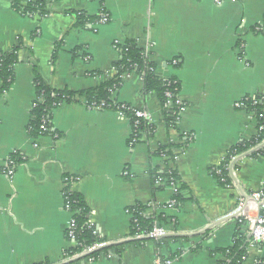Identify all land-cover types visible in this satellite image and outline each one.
<instances>
[{
    "label": "crops",
    "instance_id": "0c3cea01",
    "mask_svg": "<svg viewBox=\"0 0 264 264\" xmlns=\"http://www.w3.org/2000/svg\"><path fill=\"white\" fill-rule=\"evenodd\" d=\"M21 8L32 0H0V52L18 47V63L8 90L0 81V264H216V251L232 244L234 220H222L240 194L264 187V152L235 162L231 186H220L213 172L236 145L257 135L252 116L237 108L264 94V0H60L46 6L47 17L30 18ZM101 12L108 22L87 19ZM83 14L85 22L77 23ZM134 41L150 52L154 75L173 81L186 110L165 122L154 93L143 94L141 78L125 75L111 100L146 111L153 127L129 146L130 123L112 110L89 109L84 98L57 106L51 133L29 134L37 99L32 68L51 89L73 93L114 80L116 47ZM174 146V163L186 190L179 207L168 209L174 191L156 184L151 169L163 170L153 156ZM17 156L12 180L2 169ZM84 200L90 223L106 243L130 235L127 210L147 207L145 216L164 215L161 227L180 237L159 247L126 243L120 258L100 254L94 261L65 255L73 245L66 232L65 179ZM172 233V234H171ZM264 256L247 248L242 264Z\"/></svg>",
    "mask_w": 264,
    "mask_h": 264
},
{
    "label": "trees",
    "instance_id": "16d2710c",
    "mask_svg": "<svg viewBox=\"0 0 264 264\" xmlns=\"http://www.w3.org/2000/svg\"><path fill=\"white\" fill-rule=\"evenodd\" d=\"M60 0H33L26 7H19L15 1L13 5L24 13H33L39 11L40 13L46 12V6L56 3ZM85 17L83 14L77 15L78 25H82L85 22ZM88 21H95L98 23L99 16L89 18ZM119 52V61L113 65V68L117 71L114 80L107 83L101 84L100 86L84 91L73 93L66 90L57 91L51 89L42 80L37 67L32 68V73L34 75V85L36 88L37 99L34 103V107L30 115L29 123V134L35 138L41 133L39 131L40 126L44 124L48 128L45 134L51 133V118L54 109L62 104H70L75 101L76 98H84L87 102H100L103 101L107 109H112L114 102L111 100L112 94L118 90L121 86L122 79L125 75L134 73L142 79V92L144 95L154 93L160 103L162 115L168 125L174 124V118L170 117L171 109H163L162 106L166 101L164 96L166 91L172 92V99H174L179 91L177 84L166 85L165 81L158 79L153 71V65L149 61L150 52L148 50L140 49L137 47L134 41H128L121 46L116 47ZM19 51L18 47L13 48L9 52H0V81L2 84V90L6 91L13 83L14 80V68L18 63L17 53ZM176 90V91H175ZM242 108L240 110L246 112L248 115L256 122V128L262 127V131L254 136L249 141L241 142L240 144L234 146L223 159L221 165L216 168L213 172V177L217 183L222 187H227L231 185V175L230 171L236 169L235 164H231L232 159H242L244 157H256L261 156L264 152V94L257 95L255 97L246 98L242 102ZM153 127L148 122H142L137 130L138 143L142 135H150L152 133ZM173 145H168L166 147H160L153 156H159L164 158L163 161L164 168L159 170L158 168L151 169L149 172L150 177L154 184H156V191L162 190L166 187L177 186L176 192L173 194V200L175 201L174 208L180 206L184 201L181 195L182 191L186 190V186L182 183L179 174L176 169L172 167L171 162L173 155ZM218 171V174L216 173ZM224 180V182H220ZM163 183V184H162ZM264 198V187L261 190ZM69 200L71 202V208L79 213L75 216L77 241L79 246L70 250L71 254L79 253L84 248H90L93 245H101L99 248L94 249L84 256H80L78 259H86L94 261L98 258L100 254H110L113 253L114 257L120 258L122 253V248L124 244H134L139 247H143L147 242L154 241L159 247L165 246L169 242H175L180 237H175L173 235H167L165 237L159 238L157 240L148 237L149 233L166 221L164 215L155 214L153 217H147L143 213L147 210L146 206L137 204L131 211L133 212L134 223H131L130 227V238L122 243H106L97 234L94 226L90 223V211L86 206L84 200L76 193H71L69 195ZM234 233L232 236V244L225 249L216 251V254L224 258L222 261H218L216 264H242L247 257V248L250 244L251 238L248 235V227L244 222H240L235 219L234 222ZM257 248L264 252V245L258 244Z\"/></svg>",
    "mask_w": 264,
    "mask_h": 264
},
{
    "label": "built area",
    "instance_id": "2783aa9c",
    "mask_svg": "<svg viewBox=\"0 0 264 264\" xmlns=\"http://www.w3.org/2000/svg\"><path fill=\"white\" fill-rule=\"evenodd\" d=\"M33 1V0H32ZM217 5L221 4L220 0H215L214 1ZM48 6V5H47ZM24 15L30 17V18H35V17H47V14H41L39 11L33 12V13H24ZM108 22V16L104 13L101 12L99 15V20L98 24L104 25ZM153 71V69H150ZM113 71L115 74H117V71L113 68ZM142 80V79H141ZM166 85L169 87L170 85H175L176 83L173 81H165ZM176 91V90H175ZM166 101L163 104L162 108L163 109H171V114L170 117L174 118V122L178 120V118L181 116V114L186 110V104L183 103L181 100L178 99V94L177 96L172 99V92L166 91L164 94ZM245 100V99H244ZM242 100L240 103L237 104V108L241 109L242 108ZM85 107L89 109H104V110H112L116 112L118 116H120L123 119H126L130 123L131 127V136L129 140V146H134L138 143L137 139V130L139 126L141 125L142 122H148L150 123V115L142 110L135 108L133 106L127 105V104H116L114 103L112 109H107L109 106H106V104L103 101L100 102H87L86 100L84 101ZM45 122L43 121V124L40 126L39 131L40 135L45 134L48 131V128L44 124ZM262 131V127H259L257 130V134H259ZM17 156L12 155L10 156L2 169V173L9 179L12 180L14 177V174L16 172V169L18 167V161H17ZM175 158L173 157L172 161H174ZM236 159H232V162L230 165L235 164ZM230 175H232L233 171H230V168L228 167ZM218 174V171H216ZM74 181L70 178L65 179V189L63 191V198H64V209L66 212L71 214V219L70 223L66 232V238L67 240L73 245L74 248L79 246V243L77 241V233H76V224H75V216L79 213L78 211H74L71 208V202L69 200V195L72 193L70 190V185ZM220 182H224V180H221ZM156 184H160L159 180L156 182ZM163 184V183H162ZM231 186V185H230ZM171 188L174 193L177 190V186H172L168 187ZM262 190V189H261ZM254 192L250 195L246 194H240L238 197V202H237V207L227 216L222 218V220L219 221H225V220H230V219H238L240 222H244L247 224L248 227V235L251 238L250 245L251 247L257 248L258 244H263L264 245V198L262 195V192ZM175 205V201L172 199L168 205L166 206L168 209H173ZM127 214L130 217L131 223H134L135 220L133 217V212L131 209L127 210ZM145 215V212L143 213ZM172 234V233H171ZM167 235H170L167 233L161 226L154 228L148 235L149 238L157 240L159 238L165 237ZM173 235V234H172ZM130 238V235L128 236L127 239ZM101 245H93L90 248H84L82 251L79 253L71 254L69 251L64 257V259L69 260L73 258H79L80 256H84L88 254V252L99 248ZM259 249V248H258ZM260 252L264 254L261 249H259ZM107 258H112L114 257L113 253L110 254H103ZM256 264H264V256H262L259 259L255 260ZM154 264H172V259L171 260H156Z\"/></svg>",
    "mask_w": 264,
    "mask_h": 264
}]
</instances>
